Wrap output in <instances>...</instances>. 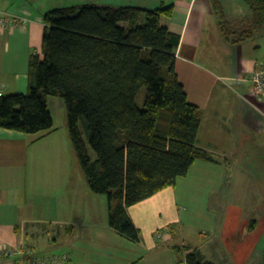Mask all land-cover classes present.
Returning a JSON list of instances; mask_svg holds the SVG:
<instances>
[{"label":"crops","instance_id":"obj_1","mask_svg":"<svg viewBox=\"0 0 264 264\" xmlns=\"http://www.w3.org/2000/svg\"><path fill=\"white\" fill-rule=\"evenodd\" d=\"M215 1L227 21H251L244 0H133L125 5L173 6L169 30L180 37L175 73L188 102L199 110L198 146L215 162L196 161L173 187L130 207L127 213L140 232V241L130 242L109 227L108 211L100 218L95 209L72 205L77 191L69 165L75 155L66 108L60 104L57 127L47 99L51 132L27 135L0 128L1 248L34 244L39 231L51 230V244L60 246L57 255L67 256L64 264H185L190 252L211 264H261L264 225L256 223L249 232L245 216L264 200V97L255 94L250 81L256 71L264 72V27L240 44H229L219 29ZM52 6L0 0V20L7 21L0 28V97L27 93L29 59L41 55L43 15ZM194 199L207 200L205 210L223 217L213 227L208 220L200 227L185 222L179 203L191 206ZM160 231L165 235L157 239ZM33 247L34 256H49ZM0 264L33 262L7 258Z\"/></svg>","mask_w":264,"mask_h":264},{"label":"trees","instance_id":"obj_2","mask_svg":"<svg viewBox=\"0 0 264 264\" xmlns=\"http://www.w3.org/2000/svg\"><path fill=\"white\" fill-rule=\"evenodd\" d=\"M244 2L251 21L231 23L219 1L212 6L231 45L264 27V0ZM172 14V5L50 10L43 15L41 55L29 59L27 93L0 97V128L27 135L53 130L48 97L64 102L68 136L88 187L106 196L109 227L133 243L140 232L129 218L130 207L173 187L196 161L215 162L198 146L199 110L188 102L175 73L180 37L169 30ZM142 88L141 109L136 97ZM255 228L256 221H250L249 232ZM176 252L180 259L182 249ZM262 253L264 264V240ZM25 258L34 256L14 260ZM184 260L211 264L198 252Z\"/></svg>","mask_w":264,"mask_h":264},{"label":"rangeland","instance_id":"obj_3","mask_svg":"<svg viewBox=\"0 0 264 264\" xmlns=\"http://www.w3.org/2000/svg\"><path fill=\"white\" fill-rule=\"evenodd\" d=\"M39 1L44 3V4L48 3L49 5H53L52 9H55V8H79V7H82L84 5H92V6L94 5L97 7H105V6L123 7L133 0H39ZM145 96H146V90H145V88H142L136 97V103H137L138 107L141 109L143 108ZM48 100H51V102H52L51 103V109L54 113L55 125L57 127H60V125H61L60 104H62L64 110H65V107H64L65 105H63V101H61V99H58L55 97H49ZM84 137H86L85 134H84ZM69 142L71 144L70 139H69ZM85 142H86V146H87V149H88L90 156L94 159L95 154L90 149L88 141L86 140ZM74 155H75V153H74ZM74 160H75L74 161L75 164L73 165L72 163H70V165H69V170H70L69 175L73 177L74 185H75V188L77 191L75 196H74L75 197L74 202L71 200L72 205L76 206V209L77 208L95 209L97 211V216L101 218L108 211L107 198L105 195L95 194L89 189L88 184L86 182V179L83 175V172L81 171V169L79 168V166L77 164L76 156H75ZM263 201L264 200H262V199L258 200L257 203L253 205V209L250 210V214L245 216V217H249L248 223H250V221H252V220H255L259 227L264 225V206L262 205L264 203ZM206 203H207V200H205V199H194L191 206L189 204L179 203L180 214L184 217V221L187 223H190L191 225H195L196 227H200L201 224L203 223V220H208V222L211 224L210 227H213V225L217 224L223 216H220L216 212H214V213L212 212L210 214L208 211H206L205 210L207 207ZM222 210L223 209H220L219 211H222ZM50 231L51 230H49V232L47 233L48 235L44 234L43 230L39 231V234H37V239L34 240L35 241L34 244L29 245V243L26 242L27 245H29V246L25 247V249L27 250V252H26L27 257L32 258L35 255L34 254L35 249H34L33 245L38 247V249H39L38 253H40L41 255H44V256L49 255L50 256L53 254H59V252L57 250L59 249L60 246L55 245V244H51V239H52L51 234L52 233ZM161 233L162 232H160V234ZM158 236H159V234H157V239L159 238ZM263 240H264V238H263ZM26 243L22 242L20 245L25 246ZM262 246H263V243H262ZM9 249H15V248L2 249L0 247V250H9ZM255 256L256 255H254V259H253L254 262L256 261ZM2 258H4V257H1L0 259H2ZM14 258H16V257H14Z\"/></svg>","mask_w":264,"mask_h":264},{"label":"built area","instance_id":"obj_4","mask_svg":"<svg viewBox=\"0 0 264 264\" xmlns=\"http://www.w3.org/2000/svg\"><path fill=\"white\" fill-rule=\"evenodd\" d=\"M7 21L5 19L0 20V28L5 27ZM250 81L254 85V92L258 96L264 97V72L263 71H256L251 77ZM165 235V232L159 234V238H162ZM5 249V248H2ZM25 246L19 245L15 249L9 250H0V258H14V257H22L26 254L27 250L25 251ZM67 261V256L65 254L57 255L53 254L48 257H37L34 256L32 262L33 264H64Z\"/></svg>","mask_w":264,"mask_h":264}]
</instances>
